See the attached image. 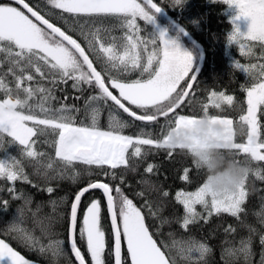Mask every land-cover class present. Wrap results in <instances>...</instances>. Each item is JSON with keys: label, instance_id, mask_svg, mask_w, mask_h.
<instances>
[{"label": "snow or ice", "instance_id": "6c2138e0", "mask_svg": "<svg viewBox=\"0 0 264 264\" xmlns=\"http://www.w3.org/2000/svg\"><path fill=\"white\" fill-rule=\"evenodd\" d=\"M47 2L52 8L76 17L74 23L88 43V51L103 53L109 71L105 73L97 71L93 60L76 39L66 34L61 27L45 18L39 9L34 10L24 0H16V3L22 4L31 17L39 23L34 22L17 7L0 6V69L7 65V71H0V92L4 94L3 98H0V151L6 152L4 138L8 137L10 138L7 141L8 145H18L24 156L35 159L37 155H43V153L38 154L33 149L32 138L38 133L43 134L46 129H51L58 136L54 142L55 155L62 161L65 169H71L76 164L88 166V168L95 166L100 170L98 175L108 176L113 181L119 178V184L90 179L86 186L74 194L67 217L68 239L71 253L78 264H86V256L78 247L77 234L80 241L86 242L90 264H106L102 201L90 200L83 211L82 218L78 217L82 197L96 189L101 190L103 194L107 216L110 218L111 233L114 237V264H123L122 238L126 241L131 264H177V257L190 261L191 264H198L210 251L207 244L191 238L174 240L171 247L176 249L175 253L165 250L169 247L167 245L163 248L159 246L145 225V217L141 209L137 208L124 194L121 187L125 182L123 176L118 177L115 172L118 168L130 167L128 156L130 147L133 148L131 155L134 157L141 156V145L167 149L168 155L171 156L172 146L168 143V132L163 139L142 136L134 139L121 134L120 129L127 125L115 118L109 130H101L96 125L95 118L90 126H76L75 119L71 115L72 112L79 111L75 105H62L58 109L51 107V102L58 100L55 92L59 86L72 81L71 87L77 92H83L85 85L96 92L95 95L85 99L86 106L99 103L107 106L110 114L113 108H117L122 109L135 120L156 121L160 115L168 116L169 112L173 111L188 94L185 90L176 92V89L179 83L189 76V73H193L190 80L196 81L193 56L187 52H181L179 47L174 42L166 40L162 33L158 47L148 56L147 66L141 64V53L137 49L144 44H157L155 39H142L139 35L141 29L136 23L137 18L150 23L154 18L152 14L161 11V7L152 3V0H144L145 4L150 5L151 12L137 0H47ZM180 2L181 0H175L177 5ZM223 2L238 9L236 19L243 17L250 20L247 32L241 34L239 29H235L228 37V42L231 44L256 41L264 46V0H223ZM107 15L124 18V25L129 33L125 36L122 45L106 46L96 38L95 33L86 30V26L95 23L93 18ZM65 22L67 23V20ZM120 47L123 48L122 54L119 51ZM154 63L155 67H153ZM136 69H140L141 74L147 72L148 78L126 82L111 74V70H115L118 74H126ZM261 69L260 75L264 76V65ZM241 70L248 71L247 68ZM191 87L192 84L189 83L188 88ZM110 88L117 90L119 95H115ZM174 92L175 97H173ZM246 93L247 111L239 117L240 135L246 134V143L235 141L237 134L231 119L216 117H209V119L212 123L225 127L224 142L231 148L232 154L243 153L250 156L252 160L264 161V153L260 151L264 149V141L260 140L256 115L259 107L264 106V80H257L247 87ZM75 99L79 100L80 97L77 96ZM33 100H36V103H31ZM170 100L174 103L170 107H164L163 102ZM213 100L231 104L233 98L223 94L216 96L213 93ZM125 101L128 105H135L137 108L152 106L155 111L137 115L125 105ZM216 106L219 107V103H216ZM196 119L184 115L177 116L169 121V129L173 125L177 127L189 125ZM48 167L50 168L51 165L49 164ZM246 167L248 169L246 180L233 193L217 196L206 182L196 191L177 192L176 201L184 209L181 227L187 231L189 225L201 220L207 223L208 217H211L213 213H227L239 219L241 213L245 212L243 206L248 195L245 183L252 172L250 167L247 165ZM146 171L153 172V166L149 165ZM255 174L258 178L264 179L259 172ZM183 178H188L187 171ZM0 179L11 182L9 192H15L14 184L18 180L32 183L19 159L14 156L10 157L7 163L0 160ZM32 186L38 187L36 184ZM46 190L48 193L53 192L52 187ZM163 195L167 197L168 193L164 192ZM13 198L21 199L22 197L17 195ZM25 203H30V200L26 199ZM4 204L6 206L7 202L5 201ZM197 205L205 210L206 216L197 211ZM146 207H149L151 211L149 205L146 204ZM19 215L18 212V217ZM7 231L19 233L22 229L18 228L14 221L9 224ZM234 231L235 229L231 227L226 229V232ZM254 231L250 229V232ZM24 239L27 242L31 241L32 237L25 233ZM260 243L264 245V235H261ZM62 244L63 241L55 242L57 254L63 252ZM241 245L238 250L226 249L225 251L228 256H234L237 252L243 253L247 260L251 255V237L246 241L242 240ZM40 250L44 251L43 248ZM107 255H113L112 248L108 249ZM5 259L10 264H29V261L0 239V262ZM261 264H264V257L261 259Z\"/></svg>", "mask_w": 264, "mask_h": 264}, {"label": "trees", "instance_id": "16d2710c", "mask_svg": "<svg viewBox=\"0 0 264 264\" xmlns=\"http://www.w3.org/2000/svg\"><path fill=\"white\" fill-rule=\"evenodd\" d=\"M24 1L33 9H39L41 14L45 15V18L76 39L85 48L98 71L102 73L109 71L103 53L98 54L88 51L89 45L80 34L79 27L74 23L75 16L52 8L47 0ZM153 1L173 19L175 18L174 0ZM184 1L182 8L185 9L186 17L189 15V1L191 0ZM137 2L141 3L146 10L152 11L141 0H137ZM200 3L195 17L198 22H201L203 29L202 32L195 33V39L204 49L205 60L203 68L186 100L174 113L168 114V116L160 115L156 121L152 122L135 120L117 108H113L110 114L108 107L103 104L97 103L86 106L85 99L90 95H95L96 92L88 89L86 85L83 92H77L71 87L72 81L59 86L55 92L58 100L52 101L51 107L58 109L62 105H75L79 111L72 112L71 115L75 119L76 126H90L93 118H95L96 125L101 130H109L110 125L113 124V118H115V120L127 125L120 129L121 134L134 138L142 136L143 138L163 139L169 130V121L180 115L190 118L207 116L231 119L234 129L238 132L241 127L239 117L247 111L246 88L257 82V80H264V76L260 75L261 66L264 65V46L256 41H247L246 46H235L233 43L228 42V38H220L224 31L222 21L215 12L207 17L203 3ZM3 5L18 7L12 0L0 2V6ZM152 15L159 23L166 24L168 29H174L169 21L163 19L157 13ZM61 17H64V19H61ZM93 19L95 23L86 26V30L95 33L96 38L106 46L122 45L125 36L129 33L128 28L124 25L123 17L107 15ZM65 20H67V23ZM136 23L141 29L139 35L142 39L149 38L157 41L156 45L148 43L138 48L141 53V64L145 65L148 56L159 45L160 34L153 22L148 23L137 18ZM228 27L231 30L230 19ZM209 34L213 36L211 39L207 37ZM184 42L189 44L185 39ZM251 45L259 48L260 51L252 52ZM208 50H216V52L210 54ZM119 51L122 54L123 48L120 47ZM190 54L193 56V71H195L200 54L194 48ZM242 68H247L248 71H242ZM0 71H7V65ZM111 74L126 82L148 78V73L141 74L140 69L126 74H118L115 70H111ZM192 74L189 73V76L179 83L176 92L186 91ZM111 90L119 95L117 90ZM213 93L216 96L220 94L232 96V103L214 102ZM175 95L174 92L173 97ZM3 96V92H0V98H3ZM77 96L80 97L79 100L75 99ZM31 103H36V100L31 101ZM124 103L138 115L155 111L152 106L137 108L129 106L126 101ZM163 103L166 106L167 101ZM216 103H219V107L216 106ZM258 123L260 140L264 141V106H260L258 109ZM244 128L246 132L247 126L245 125ZM9 139L8 137L4 138L6 152L0 151V160L7 163L10 157H17L32 183H24L18 180L14 184L15 192H9L8 189L12 186L11 182L0 179V239H3L24 258L37 263L77 264L69 246L67 221L69 206L74 194L80 188L86 186L90 179L119 184V178L113 181L108 176L98 175L97 173L100 170L95 166L88 168V166L76 164L71 169H65L62 161L55 155L54 142L58 139V136L51 129H46L43 134L38 133L37 136L32 138L34 141L33 149L38 154L43 153V155H37L35 159L24 156L18 145H8L7 141ZM235 141L246 143V134H237ZM140 147L142 150L141 156H132L133 148L130 147L128 151L130 167H121L116 169L115 172L118 177L123 176L125 182L121 187L124 194L133 201L137 208L141 209L145 217V225L159 246L163 248L167 245L169 247L165 250L175 253L176 249L171 247L174 240L181 241L191 238L206 243L210 249L198 264H226V262L227 264H249V261L250 264H261V259L264 257V245L260 243V237L264 235V222H262L264 221V179L258 178L255 173L259 172L260 176L264 177V161L252 160L250 156L243 153L232 154L235 159L252 169L245 183L248 192L243 206L245 212L241 213L239 219L227 213H213L211 217H208L207 223L201 220L189 225L188 230L185 231L181 227L184 209L176 201V193L179 191H196L205 183L204 172L195 168L189 155L182 150H172V154L169 156L167 149L155 148L149 145H141ZM49 164L51 165L50 168L48 167ZM149 165L153 166V172L151 173L146 171ZM186 171L188 178L184 179ZM32 184H36L38 187H33ZM48 187L53 188L52 193L47 192ZM164 192L168 193L167 197L163 195ZM138 193H142V195H138ZM17 195L22 198L14 199L13 197ZM26 199L30 200V203L26 204ZM92 199L102 201V227L106 235L105 259L106 264H114V251L112 256L107 255L108 249H113V235L111 233L110 218L106 212V202L101 192L92 191L82 198L78 217L82 218L85 207ZM5 201L7 202L6 206ZM146 204L150 206L151 211L149 207H146ZM197 211L205 216L207 215L199 205ZM18 212L20 213L19 217ZM14 221H16V226L22 229V232L9 233L7 231L9 224ZM229 227L234 228L235 231L226 232ZM250 229L255 231L250 232ZM25 233L32 237L31 241H25ZM249 237H251V255L247 260L243 253L239 252L234 256H228L226 249L238 250L242 246L241 241H246ZM58 240L63 241L61 246L63 252L59 254L55 252V242ZM122 241L123 264H131L130 255L127 252L123 238ZM77 242L78 247L86 256L88 264H90L86 242L80 241L78 234ZM41 248L44 251H41ZM177 264H191V262L177 257Z\"/></svg>", "mask_w": 264, "mask_h": 264}, {"label": "clouds", "instance_id": "9594fccd", "mask_svg": "<svg viewBox=\"0 0 264 264\" xmlns=\"http://www.w3.org/2000/svg\"><path fill=\"white\" fill-rule=\"evenodd\" d=\"M173 103V100L167 101L164 107ZM236 134H240V129ZM224 137L225 127L212 123L207 116L189 125H173L168 131L172 150L179 149L189 155L193 166L204 172L205 182L217 196L235 192L248 175L246 165L232 156Z\"/></svg>", "mask_w": 264, "mask_h": 264}, {"label": "flooded vegetation", "instance_id": "af4514ba", "mask_svg": "<svg viewBox=\"0 0 264 264\" xmlns=\"http://www.w3.org/2000/svg\"><path fill=\"white\" fill-rule=\"evenodd\" d=\"M184 0H181L180 4H176L175 0H174V6L176 7L175 9V18L174 21L176 24L182 26L185 30H187L189 32V34L195 39V33H199L202 32V25L201 22H198L196 20L195 17V13L197 11V7L199 6L198 4H201L200 2L203 3V7H204V11L205 14L207 15V17H209L211 14H213L214 12L216 14H218L220 20L223 23V35L221 34L220 38H228L232 32L235 29H239V32L241 34H245L248 30V26L250 24V20L246 19V18H239L236 19V17L238 16V9H236L234 6H229L227 4H225L223 2V0H202V1H196V0H191L189 1V15L185 17V9L182 8L183 4H184ZM230 19L231 22V30H229L228 27V21ZM173 33V35H175V37L180 41H182L183 45L189 50L197 49L196 46L192 43H190L185 36L183 35V33L175 26L174 29L171 31ZM207 37H209L210 39L213 37L210 34L207 35ZM203 39V37H201ZM205 38V37H204ZM184 39L186 41L189 42V44H187L186 42H184ZM247 41H242V42H237V43H233L235 46H246ZM193 47V48H192ZM252 47V52H259L260 49L256 48L255 46ZM223 49V48H222ZM225 49V48H224ZM198 50V49H197ZM219 51V50H218ZM217 51V52H218ZM223 51V50H222ZM216 52L213 50H208V53H213Z\"/></svg>", "mask_w": 264, "mask_h": 264}, {"label": "water", "instance_id": "95a60500", "mask_svg": "<svg viewBox=\"0 0 264 264\" xmlns=\"http://www.w3.org/2000/svg\"><path fill=\"white\" fill-rule=\"evenodd\" d=\"M2 1H4V0H0V2H2ZM15 4H17L16 3V0H12ZM143 3H144V0H141ZM25 2V1H24ZM26 3V2H25ZM152 3H155L153 0H152ZM145 4V3H144ZM156 4V3H155ZM19 7H21L29 16H31V14L30 13H28L27 12V9H24L23 8V5L22 4H17ZM149 8H150V5H148V4H146ZM30 6V5H29ZM157 6H159L158 4H157ZM31 7V6H30ZM160 7V6H159ZM151 9V8H150ZM35 10V9H34ZM159 16H161V17H164L165 19H167L168 21H170V22H172L173 23V25L174 26H176L182 33H183V35L185 36V38L189 41V42H191L192 44H194L195 46H196V48L199 50V54H200V59H199V62H198V65H197V67H196V69H195V71H194V73L196 74V76L198 77V75L200 74V72H201V70H202V68H203V64H204V60H205V53H204V50H203V47L201 46V44H199L182 26H180V25H178V24H176L173 20H172V18L161 8V11L160 12H158L157 13ZM34 20H35V18L34 17H32ZM36 22H38V21H36ZM39 23V22H38ZM62 30V29H61ZM67 34V33H66ZM94 67H95V65H94ZM98 71V70H97ZM189 83H191L192 84V86H193V84L195 83V82H192L191 80L189 81ZM191 89H192V87L191 88H188L187 87V89H186V91H187V93L189 94V92L191 91ZM111 90V89H110ZM114 93V92H113ZM115 94V93H114ZM188 94L186 95V96H184L183 98H182V100L179 102V104L173 109V111H171V112H169V114H172V113H174L175 111H176V109H178L183 103H184V101L186 100V98H187V96H188ZM116 95V94H115ZM126 105V104H125ZM127 106V105H126ZM128 107V106H127ZM122 112H123V110L122 109H120ZM131 110V109H130ZM125 114H127V113H125ZM138 115V114H137ZM131 118H133V117H131ZM134 119V118H133ZM92 191H99V192H101V190H99V189H96V190H91L90 192H92ZM89 192V193H90ZM102 193V192H101ZM88 193H86L85 195H87ZM103 195V194H102ZM83 198V197H82ZM69 246H70V244H69ZM71 250V249H70ZM113 251H114V237H113ZM72 256H73V258H74V260H75V257H74V255L72 254ZM121 257H122V240H121ZM77 264H78V262L77 261H75ZM86 264H88L87 263V260H86Z\"/></svg>", "mask_w": 264, "mask_h": 264}, {"label": "rangeland", "instance_id": "374dc122", "mask_svg": "<svg viewBox=\"0 0 264 264\" xmlns=\"http://www.w3.org/2000/svg\"><path fill=\"white\" fill-rule=\"evenodd\" d=\"M18 8V7H17ZM19 10H22L21 8H18ZM23 11V10H22ZM24 12V11H23ZM25 13V12H24ZM26 15H28L27 13H25ZM29 16V15H28ZM31 19H33L31 16H29ZM34 22H36L34 19H33ZM152 22L155 24L156 26V29H157V32L161 35L162 33L164 34V38L166 40H168L169 42H174L176 46L179 47L180 51L181 52H187V53H192V50H189V48L187 49L183 44V42L180 40H178L175 35H173V33H171L168 28L166 27V24H164L163 22L159 23L155 18H153ZM38 23V22H36ZM183 43V44H182ZM138 50V49H137ZM155 60V58H154ZM144 66H147V62ZM153 67H155V63L153 64ZM151 71V69H150ZM118 92V91H117ZM119 94V93H118ZM129 106H132V107H136L135 105H129ZM246 114V113H245ZM257 122H258V111H257ZM258 133H259V123H258ZM135 139V138H134ZM261 153H264V149H261L260 150ZM198 206V205H197ZM196 206V207H197ZM86 208V207H85ZM85 210V209H84ZM105 240H106V235H105ZM125 244H126V241H125ZM126 248H127V244H126ZM87 250V249H86ZM83 254V253H82ZM131 259V258H130ZM25 260L29 261V264H41V263H37V262H34V261H31V260H28L25 258ZM0 264H10L9 261H7V259H5V261L3 262H0Z\"/></svg>", "mask_w": 264, "mask_h": 264}]
</instances>
